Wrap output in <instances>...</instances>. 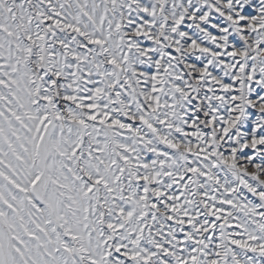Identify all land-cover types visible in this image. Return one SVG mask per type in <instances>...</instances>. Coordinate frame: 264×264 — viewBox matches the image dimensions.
Returning a JSON list of instances; mask_svg holds the SVG:
<instances>
[{"label":"snow or ice","instance_id":"obj_1","mask_svg":"<svg viewBox=\"0 0 264 264\" xmlns=\"http://www.w3.org/2000/svg\"><path fill=\"white\" fill-rule=\"evenodd\" d=\"M0 264H264V0H0Z\"/></svg>","mask_w":264,"mask_h":264}]
</instances>
